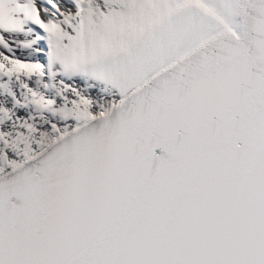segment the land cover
<instances>
[{
    "label": "snow or ice",
    "instance_id": "1",
    "mask_svg": "<svg viewBox=\"0 0 264 264\" xmlns=\"http://www.w3.org/2000/svg\"><path fill=\"white\" fill-rule=\"evenodd\" d=\"M0 264H264V0H0Z\"/></svg>",
    "mask_w": 264,
    "mask_h": 264
},
{
    "label": "rangeland",
    "instance_id": "2",
    "mask_svg": "<svg viewBox=\"0 0 264 264\" xmlns=\"http://www.w3.org/2000/svg\"><path fill=\"white\" fill-rule=\"evenodd\" d=\"M38 5H39V0H38Z\"/></svg>",
    "mask_w": 264,
    "mask_h": 264
},
{
    "label": "bare ground",
    "instance_id": "3",
    "mask_svg": "<svg viewBox=\"0 0 264 264\" xmlns=\"http://www.w3.org/2000/svg\"><path fill=\"white\" fill-rule=\"evenodd\" d=\"M39 6V5H38Z\"/></svg>",
    "mask_w": 264,
    "mask_h": 264
}]
</instances>
